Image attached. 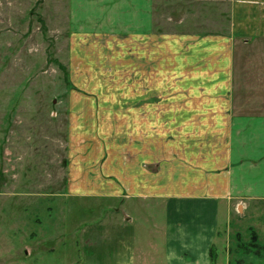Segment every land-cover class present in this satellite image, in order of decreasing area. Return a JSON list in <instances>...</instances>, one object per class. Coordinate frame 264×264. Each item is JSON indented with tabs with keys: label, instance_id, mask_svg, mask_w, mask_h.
Returning a JSON list of instances; mask_svg holds the SVG:
<instances>
[{
	"label": "rangeland",
	"instance_id": "1",
	"mask_svg": "<svg viewBox=\"0 0 264 264\" xmlns=\"http://www.w3.org/2000/svg\"><path fill=\"white\" fill-rule=\"evenodd\" d=\"M71 4L0 0V264H84L87 227L116 226L129 218L140 242L152 231L158 245L141 244L136 263L163 264L161 230L153 223L164 221V205L135 206L69 190L73 144L132 141V119L122 115L130 103L100 99L133 88L117 69L124 60L117 44L110 49L115 54L100 52L107 39H73L72 44ZM153 5L158 51L172 39L171 58L159 52L158 62L191 60L181 56L183 48L192 49L190 36L229 37L232 108L238 115H264V0H153ZM111 62L116 69H110ZM173 73L180 78L179 70ZM163 82L159 77L158 95L188 88ZM159 124L164 120H158V129ZM163 134H157L158 144ZM234 224L211 250L212 260L188 264H264V250L256 255L242 248L251 242L252 231H238Z\"/></svg>",
	"mask_w": 264,
	"mask_h": 264
},
{
	"label": "crops",
	"instance_id": "2",
	"mask_svg": "<svg viewBox=\"0 0 264 264\" xmlns=\"http://www.w3.org/2000/svg\"><path fill=\"white\" fill-rule=\"evenodd\" d=\"M70 9L72 44L73 39H107L100 52L113 54L110 49L117 44V54L127 60L117 69L133 87L132 93L100 99L130 103L122 115L132 119V141L73 144L70 192L135 206L164 205V221L153 223L161 230L163 264L212 260L234 223H240L234 224L238 231H254L264 245V115H238L232 108L231 38L190 36L192 49L183 48L181 56L191 55V60L158 62L159 52L171 58L172 39L166 38V49L158 51L153 0H72ZM108 65L116 69L114 62ZM174 70L180 78H173ZM159 77L188 88L158 95ZM158 133H164L161 144ZM132 219L87 227L84 264H137L141 244L153 249L152 231L140 242Z\"/></svg>",
	"mask_w": 264,
	"mask_h": 264
},
{
	"label": "trees",
	"instance_id": "3",
	"mask_svg": "<svg viewBox=\"0 0 264 264\" xmlns=\"http://www.w3.org/2000/svg\"><path fill=\"white\" fill-rule=\"evenodd\" d=\"M258 240H259L258 235L254 231H252V240H251V242L249 244H247L246 246L242 245V248L246 247L248 252L252 251V250H255V252H256L255 254L256 255H260L261 251L264 250V245H260ZM252 247L254 249H252Z\"/></svg>",
	"mask_w": 264,
	"mask_h": 264
}]
</instances>
